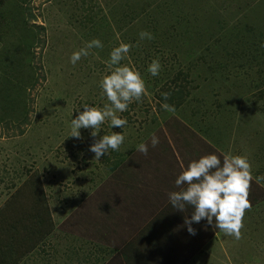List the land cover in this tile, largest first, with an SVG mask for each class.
I'll return each instance as SVG.
<instances>
[{
  "label": "rangeland",
  "instance_id": "rangeland-1",
  "mask_svg": "<svg viewBox=\"0 0 264 264\" xmlns=\"http://www.w3.org/2000/svg\"><path fill=\"white\" fill-rule=\"evenodd\" d=\"M25 3L17 4L21 12L14 1L0 8V79L10 78L8 65L26 59L21 53L30 43H35L32 62L39 76L30 92L31 124L13 127L0 121V217L37 212L35 187L48 201L40 206L52 214L18 251L16 264H130L123 248L145 226L157 230L152 241L162 237L175 245L157 220L182 215L168 193L179 190L175 179L191 161L209 154L221 161L225 154L246 156L254 177L248 198L264 205V181L255 180L264 176V0ZM148 7L150 18H126ZM114 10H121L118 16ZM141 31L154 39L141 40ZM93 39L103 48H92L73 66L71 55ZM121 43L132 47L118 66L140 74L145 83L141 100L117 112L127 120L123 128L106 120L95 138L92 129H80V139L71 137V120L84 105L102 109L109 103L99 82L116 67L109 65L110 53ZM154 59L161 64L157 76L148 71ZM193 64L180 106L175 112L158 107L161 87ZM112 132L125 137L119 148L124 162L114 171L103 156L94 160L89 151L94 140ZM153 134L159 138L156 147L151 146ZM141 143L148 145L147 155L137 151ZM262 217L264 207L247 210L239 240L206 219L193 223L196 235L184 240L183 257L166 263L264 264ZM184 219L173 225L175 235L186 232ZM195 240L200 244H191ZM200 247L206 254L197 253ZM220 247L223 253H216Z\"/></svg>",
  "mask_w": 264,
  "mask_h": 264
},
{
  "label": "clouds",
  "instance_id": "clouds-1",
  "mask_svg": "<svg viewBox=\"0 0 264 264\" xmlns=\"http://www.w3.org/2000/svg\"><path fill=\"white\" fill-rule=\"evenodd\" d=\"M140 39H154L153 34L147 31L139 33ZM264 47V44L261 45ZM132 45L121 43L110 53L109 65L116 66L110 75H106L100 82L102 95L109 103L102 109L84 105L83 111L71 120V137L80 139V129H92L91 136L97 137L99 128L106 121L110 127L123 128L126 119L117 116L123 113L133 101H140L145 92V83L140 74L128 66H118L127 56ZM92 48H103L98 39H93L85 44L79 51L70 57V63L75 66L82 57L89 55ZM161 69L159 59H154L148 71L152 76H157ZM163 99L168 100L170 93H162ZM162 108L168 112H175V107L167 103ZM124 135L112 132L94 140L89 151L94 153V160L99 161L109 150L118 151L124 142ZM159 138L153 134L151 146L156 147ZM137 151L147 155L148 145L141 143ZM251 164L246 156H233L225 154L223 160L209 154L191 161L186 169L175 179L178 191L168 193V200L173 208L185 211L186 207L192 208L191 219L185 217L184 224L191 235H196L193 223L207 220L208 225L220 230L226 236L239 240L242 236L243 218L245 212L252 208L249 200V189L254 177L251 174ZM257 183L264 181V176L255 177Z\"/></svg>",
  "mask_w": 264,
  "mask_h": 264
},
{
  "label": "trees",
  "instance_id": "trees-1",
  "mask_svg": "<svg viewBox=\"0 0 264 264\" xmlns=\"http://www.w3.org/2000/svg\"><path fill=\"white\" fill-rule=\"evenodd\" d=\"M8 1H14V6H17V4L26 5L25 2L30 0H0V8L1 6H7ZM121 7L124 8L123 6ZM15 9L16 12H21L18 6ZM147 9L149 10H143L142 13L140 11L128 14V17L126 18H129V15L134 18L135 16H138L139 18L141 14L146 18H150L149 13L151 10L149 7ZM23 10H26L25 7L22 8V11ZM137 10L139 11V9ZM120 11L121 10H114L115 16H118ZM16 14L20 15L21 13ZM34 45L35 43H30V45L27 44V51L24 52L25 54L21 53V55H26V59L22 60V58H19V61L16 60L12 64L8 65L9 69H11L12 71L11 74L10 72H8L10 78H7V74H5V76L0 79V87H2L0 89V116L1 112L3 113V116L0 117V121L7 122L8 125L10 123V125H12L13 127H22L23 125L29 126L31 124L30 115L33 108L31 107L32 101L30 92L35 89L36 84L39 81V76L37 75V71L32 62V48L34 47ZM17 55L19 54H15L13 57ZM193 67L196 66H194L193 64L187 71L179 69L176 72V75L172 79H170V83L168 81L161 87V95H158V97L156 98L159 102L158 107L162 108L163 103H167L174 107L180 106L182 102L181 99L183 98V82L186 83L188 81V78H190L189 72L193 69ZM23 74H26V76H23ZM26 77H28L27 80L24 79ZM162 93H170L167 101L163 99ZM103 158L104 161L108 163L109 168L112 171L118 169V165L124 162L123 154L119 150L112 151L110 155L106 154L103 156ZM37 188L38 187H35V191L33 190L35 195L34 205L38 206L37 212H33V215H20L17 217H12L4 214L3 217H0V245H3L2 243L5 242V247H0V249H3V251L6 253L8 251L9 253H18L19 250L25 247L24 245L27 242H32L34 240L33 236L36 233H40V227L45 225L49 221V217L52 214L50 213V209H48L47 206H40L41 204H43L44 206L48 201L46 200L44 195L41 194V191L38 190L39 188ZM46 214H48L47 217ZM175 217L178 219L171 220L161 216V219L157 220L159 225L167 229L171 236L168 238H171L172 242H174L175 245H169V242L162 239V237L159 238V241H152L151 238H153V236L155 237V234L153 233H156L157 230L154 228L152 229L150 226H145L139 233L140 236H136L137 241L133 239L129 240L126 246H124L123 248V250L125 249L128 252L126 253V256L130 261V264H167V261H173V257H183V253L186 248V242L184 240H192V237L194 236L191 235L187 230L185 233H177L175 235L172 229L174 228L173 225L176 222L182 220V215L180 212H177L175 214ZM36 227H38V229H36ZM191 244L197 245L200 243L192 241ZM168 246H170V250L167 252ZM183 247H185L184 250L182 249ZM216 253L221 252L219 250H216Z\"/></svg>",
  "mask_w": 264,
  "mask_h": 264
},
{
  "label": "crops",
  "instance_id": "crops-1",
  "mask_svg": "<svg viewBox=\"0 0 264 264\" xmlns=\"http://www.w3.org/2000/svg\"><path fill=\"white\" fill-rule=\"evenodd\" d=\"M254 195H255V192H254ZM262 207H264L263 203L259 204V203L256 202V203L252 204V208L257 209L258 211L262 210ZM188 208H186L185 211L182 213V218L181 219L187 217L186 211H189ZM250 212H251V209H250ZM258 216L260 217V213H259ZM262 225H264V217H262ZM262 227H264V226H262ZM215 235H216L215 236L216 241L220 242L218 233H215ZM195 241L197 242V240H195ZM2 244L3 245H0V247L1 248L5 247V242H3ZM184 248L185 247H183L182 249L184 250ZM7 251H8V249H7ZM203 252H204L203 249L200 247V249L198 250L197 253H199V255L206 254V253H203ZM220 252L223 253V249L222 248H221ZM18 260H20V258H18V253H9V251L6 253V252L3 251V249H0V264H16Z\"/></svg>",
  "mask_w": 264,
  "mask_h": 264
}]
</instances>
